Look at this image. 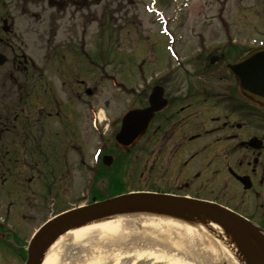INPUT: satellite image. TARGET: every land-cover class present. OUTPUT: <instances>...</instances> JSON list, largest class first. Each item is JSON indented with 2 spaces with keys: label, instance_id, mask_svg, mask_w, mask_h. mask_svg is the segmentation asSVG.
<instances>
[{
  "label": "flooded vegetation",
  "instance_id": "obj_1",
  "mask_svg": "<svg viewBox=\"0 0 264 264\" xmlns=\"http://www.w3.org/2000/svg\"><path fill=\"white\" fill-rule=\"evenodd\" d=\"M101 1L1 0L2 221L23 218L30 200V216L38 217V208L55 193L52 177L60 170L61 129L67 138L75 127L77 56L71 36L59 43L50 33L58 31L59 23L65 31H74L77 19L85 25L92 4ZM66 80L72 88H65ZM176 80L159 81L167 105L133 148L137 154L147 151L151 168L162 170L167 179L173 177L175 187L238 208L264 230V111L253 109L225 71L188 73ZM42 175L46 195L40 194ZM17 236L26 239L27 228L11 233L0 226V239Z\"/></svg>",
  "mask_w": 264,
  "mask_h": 264
},
{
  "label": "rangeland",
  "instance_id": "obj_2",
  "mask_svg": "<svg viewBox=\"0 0 264 264\" xmlns=\"http://www.w3.org/2000/svg\"><path fill=\"white\" fill-rule=\"evenodd\" d=\"M116 2L107 11L108 19H105L104 22L103 20L101 22L94 21L96 17H94L95 13H92V24L81 28L79 34L85 36L92 54L96 51L95 48L101 44L99 51L102 56L119 66L120 70H118L123 72L125 79L121 78V75L118 79L123 80L122 85L125 92L120 96V101L112 106L113 110L118 112L125 111L132 102L134 90H138L140 83H146L149 75L160 73L168 64L173 66L175 61L168 57L165 43H169V38L159 35V25L156 21L157 12L154 9V12L148 10L151 8L149 0H131L124 3L116 0ZM181 2L186 6L178 15L174 9ZM159 3L160 5L157 0L154 8H159V18L167 17L166 28L174 37L180 35L174 43H178L175 48L176 51L182 52V56L191 53L193 43L219 46L221 43L230 41L238 43V41H234L236 39L241 43H247V41L249 43L253 39H255L254 43H257L259 39H264V9H261V0H171V3L170 0H159ZM167 5H170V8H166ZM104 26L106 29L103 30ZM99 31L103 34L100 35ZM57 38L63 40L61 31ZM155 61L163 63L156 65ZM216 67L219 68L218 65ZM107 68L110 70L111 67ZM210 70L212 67L208 69V71ZM183 71L184 68L179 67L170 76L181 75ZM132 76H134V80L131 78ZM101 83L108 87V92L112 91L108 82L101 81ZM95 85H98L99 89L102 88L99 84ZM125 85L134 88H127ZM116 92L119 93L118 90ZM90 138L91 136L87 133L77 136L75 153L65 159L66 167H61L63 170L59 176V189L73 194L74 200L70 199V203H83L85 202L83 197L88 198L86 187L89 172L87 167L92 165L91 153L94 149ZM132 164L129 166L131 170L133 169ZM121 167V170L117 171L119 174L117 177H121L122 172L128 171L125 164ZM160 172H156L157 175L143 176L141 179L136 176L131 179L125 178L126 189H147L152 185L153 187H168L167 182H171L173 177L166 178V182L164 177L159 175ZM188 177H192V174L190 173ZM68 201L69 198L62 200L59 206H68L66 205ZM129 230L131 229L128 228ZM128 231L124 234H127Z\"/></svg>",
  "mask_w": 264,
  "mask_h": 264
},
{
  "label": "bare ground",
  "instance_id": "obj_3",
  "mask_svg": "<svg viewBox=\"0 0 264 264\" xmlns=\"http://www.w3.org/2000/svg\"><path fill=\"white\" fill-rule=\"evenodd\" d=\"M197 225L181 228L151 213L98 219L56 238L41 264H203L201 255L210 252L217 259L209 263L218 264L220 250L204 237L223 236L222 230Z\"/></svg>",
  "mask_w": 264,
  "mask_h": 264
},
{
  "label": "water",
  "instance_id": "obj_4",
  "mask_svg": "<svg viewBox=\"0 0 264 264\" xmlns=\"http://www.w3.org/2000/svg\"><path fill=\"white\" fill-rule=\"evenodd\" d=\"M242 87L264 101V52L253 53L233 67ZM126 136V135H125ZM148 211L191 225L210 221L220 227L223 237L246 264H264V237L259 230L234 212L204 201L165 194L130 193L69 210L47 222L38 231L26 264H38L42 250L58 234L85 223L125 212ZM219 236H221L219 234ZM222 237V236H221Z\"/></svg>",
  "mask_w": 264,
  "mask_h": 264
}]
</instances>
